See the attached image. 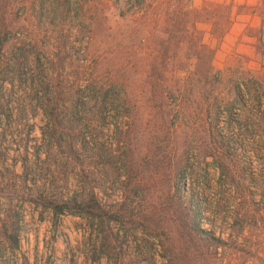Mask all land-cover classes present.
I'll return each mask as SVG.
<instances>
[{
	"label": "rangeland",
	"instance_id": "1",
	"mask_svg": "<svg viewBox=\"0 0 264 264\" xmlns=\"http://www.w3.org/2000/svg\"><path fill=\"white\" fill-rule=\"evenodd\" d=\"M13 213L0 264H264V0H0Z\"/></svg>",
	"mask_w": 264,
	"mask_h": 264
},
{
	"label": "trees",
	"instance_id": "2",
	"mask_svg": "<svg viewBox=\"0 0 264 264\" xmlns=\"http://www.w3.org/2000/svg\"><path fill=\"white\" fill-rule=\"evenodd\" d=\"M18 58L21 61L22 57ZM49 183L50 182H48V184H45L44 186V183L41 182L39 187L42 190L41 194H43V197L45 198L43 199L42 204L43 206H46L48 209H50L52 216L55 217L58 214L68 213L80 216L84 219H88V221L90 222L96 221L97 226L103 223L104 220H102V213L104 212L93 197H91L92 200H85V195L82 192L81 194L73 193V195H70L66 198H59L58 200H56L53 198V196H51V185ZM48 189L50 193L47 192ZM89 195L92 196V194ZM89 200L91 201L90 203H88ZM105 215L107 216V220L105 221L107 224L110 221L116 220L115 216L113 215H107L106 213ZM0 221L3 225L4 241L7 242L11 249H16L18 246L16 215L14 213L13 215H11V217L9 215H4V217L0 219ZM6 223H8V227Z\"/></svg>",
	"mask_w": 264,
	"mask_h": 264
}]
</instances>
